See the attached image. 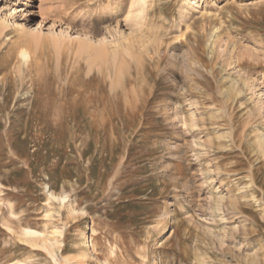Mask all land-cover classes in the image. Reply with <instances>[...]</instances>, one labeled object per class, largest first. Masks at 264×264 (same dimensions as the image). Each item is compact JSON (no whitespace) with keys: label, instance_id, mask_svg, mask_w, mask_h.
<instances>
[{"label":"rangeland","instance_id":"rangeland-1","mask_svg":"<svg viewBox=\"0 0 264 264\" xmlns=\"http://www.w3.org/2000/svg\"><path fill=\"white\" fill-rule=\"evenodd\" d=\"M28 1L0 0V264H264V0Z\"/></svg>","mask_w":264,"mask_h":264},{"label":"bare ground","instance_id":"bare-ground-1","mask_svg":"<svg viewBox=\"0 0 264 264\" xmlns=\"http://www.w3.org/2000/svg\"><path fill=\"white\" fill-rule=\"evenodd\" d=\"M17 1L18 0H16V3H17ZM20 1V0H19ZM34 0H30V1H28V4H31L32 2H33ZM191 1L192 0H181L180 2H179V4H181L183 7H181L182 9H185L186 8V6L187 5H189L190 3H191ZM88 2V1H87ZM137 12L138 13H141L142 11H143V0H139L138 2H137ZM19 4L18 5H15V7H13V10L11 11V9L9 8V10H7L6 12H5V14H4V19H1L0 20V32L1 31H3L4 29H5V27L6 26H9V27H12L13 26V28L15 27L14 25H15V23H12L13 21H8V20H6V18L8 17V19H9V17H12L14 14H18V12H19ZM106 7V6H105ZM104 8V7H103ZM108 8V7H107ZM114 8V7H113ZM131 8V7H130ZM109 9V8H108ZM139 9V10H138ZM29 10V9H28ZM103 11H101V13H99V17L100 18H102L103 16L105 17V15L107 14V15H109L112 11H106L107 9H102ZM114 11V10H113ZM41 13H43L42 11H40ZM182 15H184V14H182ZM40 16H41V18H42V21L43 20H45L46 18H48V17H46L45 16V13L44 14H40ZM110 16V15H109ZM184 17V16H183ZM42 21L40 20V23H42ZM53 21V20H52ZM44 22V21H43ZM54 23H55V21H53ZM45 23V22H44ZM53 23V24H54ZM38 25V24H37ZM52 25V24H51ZM41 26V25H40ZM54 27V26H53ZM51 28V27H50ZM35 31V30H34ZM32 33V32H31ZM35 34V33H34ZM29 36H31V34L29 33ZM93 41V40H92ZM98 41V40H97ZM101 41V40H100ZM57 42H59V40L57 41ZM82 43V48L83 47H87L88 46V43L86 42V41H82L81 42ZM95 43H97L95 46L94 45H90L89 44V46L91 47L90 49L92 50V57H91V59H90V62H91V64H92V62H96V60H100V61H102V59L103 58H105V57H107V55H106V52L105 51H107V49H105V47H104V41L103 42H95ZM59 44V43H58ZM93 44V43H92ZM81 47H80V49H81ZM86 50V49H85ZM20 52V55H21V57L23 58V59H27L28 57H29V54L27 53V51H25V50H23V49H21V51H19ZM115 56V55H114ZM107 59V58H106ZM106 59H104V60H106ZM262 139V138H261ZM168 216V215H167ZM24 234H25V236L27 235L28 237H29V235H36V234H38V232L37 231H35V230H33V229H26L25 230V232H24ZM26 236V237H27ZM31 237V236H30ZM41 241V240H40ZM40 243V242H39ZM87 246H88V248H87V250L86 251H83L82 252V254H73L72 255V258L73 259H75V260H78L79 259V257H80V259H81V257L83 258V259H87L88 257H89V254H90V252H89V246H90V242L88 241L87 242ZM40 247H42V248H44V249H46L51 255H52V252H51V250H49V248L47 247V245H46V243L44 242L43 244H41L40 245ZM52 257V256H51ZM138 257L140 258V259H142V258H144L143 257V255H142V253H139L138 254ZM12 264H16V262H13Z\"/></svg>","mask_w":264,"mask_h":264}]
</instances>
